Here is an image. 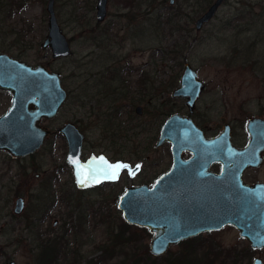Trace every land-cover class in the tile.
Returning a JSON list of instances; mask_svg holds the SVG:
<instances>
[{"label": "rangeland", "instance_id": "1", "mask_svg": "<svg viewBox=\"0 0 264 264\" xmlns=\"http://www.w3.org/2000/svg\"><path fill=\"white\" fill-rule=\"evenodd\" d=\"M13 1L20 2L5 6V0H0V52L32 66L44 63L60 73L66 101L54 119L43 123L53 130L65 121L79 125L88 122L80 155L83 160L99 169L116 164L108 159H103L106 164L99 162L95 143L96 126L101 122L95 120V114L103 108L94 106V111L87 113L92 102L80 95L86 89L81 86L84 76L92 77L101 66L143 68L150 88L149 101L140 115L132 107H124L117 120L123 126L130 123L131 129L117 133L115 146L105 154L112 160L120 158L128 167L137 164L140 170L129 176L122 168L117 180L101 175L100 182H113L103 183L100 191L98 183L82 190L74 187L65 161V142L59 133H51L36 151L25 156L11 157L0 149V264L9 259L16 264H36L32 248L36 239L45 238L63 246L54 264H85L100 253L97 246L105 231L116 229L122 221L115 195L128 185L150 184L161 172L163 147L153 145L164 118L161 90L164 85L178 83L184 62L204 84L194 104V119L200 125L220 130L223 123H229L232 140L241 145L246 121L253 116L264 117V0H224L197 31L193 22L212 0H107L105 18L97 25L96 0H54L56 20L71 49L69 56L58 59H51L49 50L40 46L46 34V0ZM9 99V92L0 90V114ZM175 102L185 113L183 101ZM250 175L264 178V162ZM109 185L112 192L105 189ZM18 196L23 199V209L14 214L12 206ZM79 223L85 225V231L75 234ZM63 230L67 232L60 238ZM149 238L142 235L137 246L147 247ZM198 243L197 253L208 245L211 252L220 250L221 255L231 257L230 261L237 256L238 264H252L256 256L264 261V248L252 249L233 226L201 234ZM181 250L183 246L177 244L168 252ZM65 251L70 253L64 256Z\"/></svg>", "mask_w": 264, "mask_h": 264}, {"label": "water", "instance_id": "2", "mask_svg": "<svg viewBox=\"0 0 264 264\" xmlns=\"http://www.w3.org/2000/svg\"><path fill=\"white\" fill-rule=\"evenodd\" d=\"M222 1L214 0L209 5L196 19L195 29L211 18ZM53 2L46 0V34L40 46L49 50L51 59H58L69 56L71 49L56 20ZM105 7L106 0H96L97 21L104 18ZM178 83L171 95L184 98L187 110L191 111L203 84L187 62L182 64ZM0 90L10 94L9 105L0 114V149L11 157L31 154L52 133L41 120L53 119L64 103L65 90L60 73L47 69L45 64L32 66L0 53ZM245 127L250 134L249 142L245 147H237L232 143L229 124H225L216 137L206 139L188 116L171 114L165 119L155 145L165 141L170 143L169 170L159 175L151 186H127L116 201V208L125 223L149 232L147 248L151 256H161L181 240L224 225L233 226L251 248L264 247V192L261 191L264 184L247 185L241 177L243 169L257 167L263 161L264 117L249 118ZM54 132L59 133L66 144L65 161L77 187H85L78 183V167H85V171L91 169L94 175L100 176L95 166L81 160L83 135L73 123H63ZM182 150L189 151L191 156L185 160L180 158ZM212 161L226 165L223 171L229 172L230 176H226L224 183L222 180L218 183L221 175L214 177L213 182L206 177L204 170ZM91 183L89 177L87 184ZM170 183L174 184L172 197L164 194ZM22 208L23 199L18 196L12 212L18 214ZM1 264L16 262L9 259ZM253 264L263 262L256 257Z\"/></svg>", "mask_w": 264, "mask_h": 264}, {"label": "flooded vegetation", "instance_id": "3", "mask_svg": "<svg viewBox=\"0 0 264 264\" xmlns=\"http://www.w3.org/2000/svg\"><path fill=\"white\" fill-rule=\"evenodd\" d=\"M141 1L142 2H145L144 0H141ZM213 1L214 0H212L208 4V6L206 7V9L209 7V5ZM169 2H170V0H169ZM203 2H201V3H203ZM170 3H172V2H170ZM199 5H201V4H199ZM199 7H201V6H199ZM94 10H95V5H94ZM205 10L201 14H203L205 12ZM216 10H215V12H216ZM215 12L213 13V15L215 14ZM105 15H106V7H105ZM200 15H198L196 17V19ZM213 15L211 16V18L213 17ZM104 18H105V16H104ZM104 18L101 21H97L95 19V14H94V19H95L94 24L95 25L100 24L104 20ZM130 19H132V18H130ZM196 19L193 22V27H194V30H196V31L197 30H200V28L205 23H207L210 20V19L207 20L198 29H195L194 24H195ZM106 31L107 30L105 29V32ZM67 41H68V39H67ZM0 53H3V52H0ZM42 64H44V63H42ZM94 73L95 74H93L92 77H90V78L87 77V76H84L83 82L81 83V86H82V88L86 87V89H84L83 92L80 93V95L87 102H92V106H91L90 109L87 110V113L90 114L92 111H94V106L95 107H102L103 108V109H100V108L97 109L98 110V113L95 114V117L97 118L95 120L101 122L100 125L98 124L96 126V128L98 130V136L96 137L95 147H97V150H99L97 154H99V159L101 157H103V159H108L111 162L123 164V162H122V160L120 158H116V159H113L112 160V159L106 157L105 154L108 153V152H111L112 146H115V142H114L113 138H115V136H117V133H123L124 130L127 131L128 129H131V126H130L131 124L130 123L127 126L126 125L123 126V125H120L121 124V120L120 121L117 120L119 118V115H121L123 113L124 107H127V108L128 107L129 108L132 107V110H133V112L136 115H140L141 112L143 111V109H142L143 108V105L146 104L149 101V88H150V86H149V80L150 79H149L148 73L145 72V70H143V68L136 69V68H133V67H130V66H101L98 69H96V71ZM202 84H203V82H202ZM178 85H179V83L175 84L174 86H173V84H167L166 86L164 85V87L161 90L162 91L161 92V96H162L161 97V99H162L161 100V108L163 109L161 111V115H163L164 118L161 121L160 126L163 124V122L165 121V119L168 116H170L171 114H179L181 116L182 115H185V116H188L191 119V121L193 122V124L201 131V133H202V135H203L204 138L210 139L212 137H216L222 131L223 126L225 124H229V123H223L221 125L220 130L209 129V128L203 126V125H200L194 119L195 118V114H196L194 105H193L191 111H188L186 109V112L183 113V111H181L182 110L181 109V105L178 106L176 104L175 100H178V101H181L182 100L183 101V104L185 105V99L184 98H181V97H173L171 95L172 91L175 88H177ZM91 88H93L94 91L93 92H88L87 89H91ZM203 89H204V84H203V87H202L201 91L199 92L198 99L200 98V96H201V94L203 92ZM64 90H65V100H64V103H65L66 98H67V90L65 88H64ZM87 102H84L83 101V104L85 105V103H87ZM195 102H194V104H195ZM167 105H168V108H166ZM62 107H63V105H62ZM136 108H138V110ZM83 119H84V121L87 120L86 119V114L83 116ZM50 120H52V119H50ZM50 120H44V119H42L41 120V123L43 125L47 126L43 122L50 121ZM76 121H78V120H76ZM66 122L73 123L76 126V128L78 129V131L83 135L82 142H81V148H80V155H81L82 152L84 151L83 149H84L85 135L87 134V131H88V126H87L86 123H88V122H85L84 123L85 126H84V124L83 125L82 124H80V125L79 124H76V122H74V121H65L64 123H66ZM118 122H119V124L117 125ZM113 126H114V128H113ZM160 126L158 127L157 137H156L153 145H154V147L156 149L159 148V147H163L162 154H161V172L158 173L156 176H154V178H153V180H152V182L150 184L140 183V184H146L147 186H151L153 184L154 180L159 175L162 176V175L166 174L167 171L170 168V165H171L172 156H171V151H170V143L167 142V141H165V142L161 143V145H157V146L155 145V142H156V140L158 138V133H159ZM47 127L50 128L49 126H47ZM230 127H231V125H230ZM54 129L52 130L50 128V130L52 131V133H54ZM245 129H246V127H245ZM118 130H120V131L118 132ZM231 131L232 130L230 128V135H231V140H232ZM249 138H250V134L246 130L245 140H244V142L241 145L235 144L233 140H232V143L235 146H237V147H245L248 144V142H249ZM121 146L123 147V145H121ZM65 147H66V144H65ZM190 156H191V153L189 151H187V150H182L180 152V158H182L184 160L185 159H188ZM262 157H263V161H262V163L259 166H257V167H255V166H249V167H246L245 169H243L242 174H241V177H242V181L245 184H247V185H253V184H256V183H263L264 184V178L260 177V179H258V178H256V176L254 177V176L250 175V174H252V171L257 172V170H259L260 167L263 165V162H264V152L262 153ZM166 158H167V160H166ZM81 160L82 161H85L82 158H81ZM85 162H88V161H85ZM99 162H101V160H99ZM136 165H133L132 167H126L129 176H132V175L129 174L130 170L131 171H134L135 173H137L140 170V168H139L138 171L135 170L136 169ZM225 167H226V165L221 164L220 162L212 161V162H210L207 165V167L205 168L204 172L207 173L206 174V177L208 176V177L211 178V179H209V181H211V182L214 181L213 180L214 177H217V176H220L221 175V178L220 179H217L218 180V183H220V180H222V182L224 183L226 176H228V178L230 176V173L229 172H224L225 170L223 171V169ZM97 169L100 170L99 168H97ZM122 170L123 169H120L119 170V174H120V172ZM119 174H118V177H119ZM101 175H102V173H100V177H101ZM111 181L112 180H106L105 182L98 183L97 184L98 185V191H100L102 188H104V186H102L103 183H105V184L106 183H111ZM73 184H74V187H76L78 190H82V189H85L86 187H88V186H90L92 184H95V183H91L88 186H85L83 188L77 187L75 185V183H74V180H73ZM140 184H136V185H140ZM128 186H132V185H128ZM173 186H174V184L170 183V185L164 190V194H166L165 196H167L169 194V197H172V194L174 193V187ZM219 186H220V184H219ZM126 187L127 186H125L124 189ZM105 189H107V191L112 192V187H110V185H109V188L107 186V187H105ZM124 189L122 190V192L124 191ZM261 191L264 192V186L262 187ZM121 193H120V195H121ZM120 195L117 196V194H116L115 197L118 199V197ZM228 226H231V225H224L220 229L207 231V232H204V233H200L198 235L219 232L223 228L228 227ZM195 236H197V235H195ZM192 237H194V236H192ZM189 238H191V237H189ZM181 241H179L177 244H180ZM177 244H175V245H177ZM172 246H174V245H172ZM249 246H250V244H249ZM263 248L264 247L259 248V249H263ZM256 257H259V256H256ZM255 258H253V260ZM253 260H252V264H253ZM261 260H262V258H261ZM262 262L264 264V261L263 260H262Z\"/></svg>", "mask_w": 264, "mask_h": 264}, {"label": "trees", "instance_id": "4", "mask_svg": "<svg viewBox=\"0 0 264 264\" xmlns=\"http://www.w3.org/2000/svg\"><path fill=\"white\" fill-rule=\"evenodd\" d=\"M19 2L5 0L4 5L18 4ZM102 221L103 219L100 220L101 223ZM77 227L75 234H82L85 231V225L79 223ZM66 232L67 230H63L59 237L62 238ZM142 235H149V232L145 228L129 225L123 220L120 221L116 229L109 228L105 231L103 241L97 246L100 253L94 258L86 260L85 264H161V259L164 261L163 264H238L237 256H234L233 261H230L231 257L228 259V257L221 255L220 250L211 252L208 245L204 250L197 253L196 245L200 244L198 243L200 235L182 240L180 244L183 246V250L177 253L171 254L167 251L165 257L164 255L151 256L146 246H137ZM36 241L32 248L36 264H54L61 257L63 246L56 241L49 238L36 239ZM126 247H129L130 250H126ZM69 253L65 251L63 255ZM157 260L158 262H156Z\"/></svg>", "mask_w": 264, "mask_h": 264}, {"label": "snow or ice", "instance_id": "5", "mask_svg": "<svg viewBox=\"0 0 264 264\" xmlns=\"http://www.w3.org/2000/svg\"><path fill=\"white\" fill-rule=\"evenodd\" d=\"M101 162L105 163L103 160V157L100 158ZM74 164H78V161H73ZM128 165L116 163V164H106V167L103 169H100L99 172L102 173V176L104 179H112L115 180L118 178L119 170L122 168H126ZM140 168L139 165H136V171H138ZM78 172V183L81 186H88L87 181L89 177H91V180L93 183H99L100 182V176L99 175H94L93 171L91 169H88L85 171V167H78L77 168ZM130 175H134L135 172L131 171L129 172ZM155 187V186H154Z\"/></svg>", "mask_w": 264, "mask_h": 264}]
</instances>
